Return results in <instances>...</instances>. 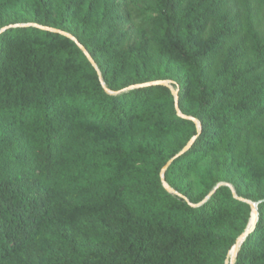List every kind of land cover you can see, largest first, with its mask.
I'll use <instances>...</instances> for the list:
<instances>
[{
  "label": "trees",
  "instance_id": "1",
  "mask_svg": "<svg viewBox=\"0 0 264 264\" xmlns=\"http://www.w3.org/2000/svg\"><path fill=\"white\" fill-rule=\"evenodd\" d=\"M36 1L44 20L34 22L71 32L97 69L74 40L57 31L30 25L0 32V264H209L226 243L216 232L245 203L220 185L191 205L185 181L202 159L234 145L242 132L264 134L253 127L264 116V31L255 19L256 5L243 0L242 21L235 22L219 12L227 0H192L180 11L175 4L183 0H157L164 12L158 47L188 65L199 95L217 57L212 76L222 81L207 100H179L181 113L200 122L198 131L194 121L178 115L170 87L127 88L176 78L139 74L137 68L134 78L122 74L136 54L120 44L126 21L121 9L103 7L95 32L83 39L62 22L68 5L75 9L80 0L61 6L57 22L45 18L48 0ZM210 21L211 34L195 47ZM175 124L191 129L184 144L196 135L163 172L183 196L162 184L160 172L170 158L157 164L154 179L124 143L135 132L162 136ZM243 173L264 180V168L250 161L243 163ZM208 177L205 169L207 192L224 179ZM257 206V222L234 264L264 261V200ZM231 232L227 248L239 234Z\"/></svg>",
  "mask_w": 264,
  "mask_h": 264
},
{
  "label": "rangeland",
  "instance_id": "2",
  "mask_svg": "<svg viewBox=\"0 0 264 264\" xmlns=\"http://www.w3.org/2000/svg\"><path fill=\"white\" fill-rule=\"evenodd\" d=\"M68 1L70 0H48L45 18L48 21L57 22L61 18V6ZM188 1L192 0H183L181 3H176L175 7L180 11ZM242 1L227 0L219 12L226 13L227 20L230 17H235V22H241L244 13ZM251 4L256 5L255 19L258 28L264 31L263 4L259 0H252ZM105 6L119 8L126 16V21L120 26V32L124 33L120 44L123 50L130 49L136 56L133 60H128L129 62L123 69L122 74L124 76L134 78L136 76L134 69L137 68L139 74L146 72L148 76L166 74L175 77L176 82L169 78L160 80H167L171 89L177 90V93L179 88H181V93L176 98L178 107L179 100L181 103L188 105H195L199 97L207 100L213 86L222 81V79L216 81L212 76V71L216 67V57L210 61L211 67L206 76V84L199 95L197 85L191 77V70H189L188 65L174 54L159 49L158 40L160 39L161 30L158 20L162 19L164 12L157 4V0H80V5L75 9H70L68 5L64 12V17H62V22L70 31L85 39L95 32L100 12ZM89 7H91L90 14L87 21L83 23V16ZM43 20V15L36 0H0V28L7 25L17 27L15 26L16 24ZM212 24H214L213 21L206 24L200 37L194 41L195 47L209 37L212 31ZM234 41L235 39L230 40L228 46ZM131 85L133 84L128 85L127 88ZM195 125L199 131L200 122H195ZM253 127H260L264 132V116L254 122ZM190 131L189 127L175 124L162 136L142 131L135 132L126 137L124 143L139 154L141 165L150 167L151 177L157 179L158 176L155 175L157 164L165 158L171 159L177 154L184 153L187 150L185 146L189 141L187 144H184L183 141ZM193 137L195 139L196 135H192L190 140ZM248 161L252 163L255 169L264 168V134H257L252 128L242 132L234 145L230 147L223 145L218 151L210 153L190 172L185 182L191 188L192 198L195 201L191 203L199 205L205 201L206 196L210 193V191L207 192V184L203 179V171L205 169L209 171V181H214L218 176H221L224 179L219 182L235 183L241 193L239 196L248 199L257 196L260 197L258 200H251L260 203L264 200V180L256 177L248 179L244 175L243 163ZM169 192L175 193L173 191ZM251 214V207L245 203L239 209L237 215L216 232V235L223 238L226 243L218 246L217 255L210 259L209 264H226L228 254L232 248V246L227 248V238L232 235L231 230L239 232L238 237L245 230L244 223H246L247 219L246 227L251 224ZM260 264H264V261Z\"/></svg>",
  "mask_w": 264,
  "mask_h": 264
},
{
  "label": "water",
  "instance_id": "3",
  "mask_svg": "<svg viewBox=\"0 0 264 264\" xmlns=\"http://www.w3.org/2000/svg\"><path fill=\"white\" fill-rule=\"evenodd\" d=\"M30 25H31V26H36V27H39V28H43V29H49V30L57 31V32H59V33L65 35V36L71 38V39L74 40V41L77 43V45L82 49V51L85 53V55L87 56V58L89 59V61L91 62V64L94 66V68L97 69V66H96V64H95V61H94L93 58L90 56V54L88 53V51H87V50L84 48V46H83V45H82V44L76 39V37H75L74 35H72L71 33L66 32V31H63V30H60V29H54V28H51V27H48V26H44V25H41V24H38V23H34V22H32V23L16 24L15 26H30ZM8 27H12V25H7V26H4V27L0 28V32L3 31L5 28H8ZM100 80H101V83H102V85L104 86V88L108 90V88L105 86L104 82L102 81L101 77H100ZM154 84H163V85H166V86L170 87V85H169V83H168L167 80H153V81H147V82L136 83V84H133V85L129 86L128 88L144 87V86H149V85H154ZM170 88H171V87H170ZM171 90H172V93L174 94V97H175V108H176L177 113H178L180 116H182V117H184V118L191 119L192 121H194V122L197 123V119H195L194 117L187 116V115L181 113V111H180V109H179V107H178L177 99H176V98H177V90H173V89H171ZM193 139H194V137L188 142V144L185 146V149H188V148H189V146H190V144L192 143ZM177 155H179V154H177ZM177 155H175L174 157H176ZM174 157H173V158H174ZM173 158H171V159L168 160V162L166 163V165L162 168V171H161L160 175H161V181H162L163 186H164L167 190H169V191H173V192L177 193V191H175L172 187H170L169 184L165 181L164 173H163L164 170H165V168H166V166L171 162V160H172ZM220 185H226V186H228V187L231 189V191H232V193H233V196H234L236 199H238V200H240V201H243V202H245V203H248V204L250 205V207L255 211V221L253 222L252 228H250V229H245V230H244V231H243V232H242V233L236 238L234 244L232 245V247L234 248V255H233V257H231V258H229V256H228V258H227V260H226V264H234L236 254H237V251H238V249H239L241 243H242L243 240L246 238V236H247V235H248V234L254 229L255 224H256V222H257V219H258V206H257V204H258V203L255 202V201H252L251 199H248V198H245V197L239 196V195L236 193V191H235L233 185H232L231 183H229V182H226V181H223V182H219V183H217V184L212 188V190L210 191V193L206 196L205 200H206V199L210 196V194L213 193V192L215 191V189H216L218 186H220ZM177 194H179V193H177ZM179 195H180V196H183V195H181V194H179ZM184 198L187 200V198H186L185 196H184ZM190 204H191V205H195V204H193V203H191V202H190Z\"/></svg>",
  "mask_w": 264,
  "mask_h": 264
},
{
  "label": "bare ground",
  "instance_id": "4",
  "mask_svg": "<svg viewBox=\"0 0 264 264\" xmlns=\"http://www.w3.org/2000/svg\"><path fill=\"white\" fill-rule=\"evenodd\" d=\"M251 212H252V214H251L250 217H251V221L252 222H251V224L248 227H245V229L252 228L253 222L255 221V211L252 208H251ZM233 255H234V248L232 247L231 250H230V252H229V254H228V256H229V258H231V257H233Z\"/></svg>",
  "mask_w": 264,
  "mask_h": 264
}]
</instances>
